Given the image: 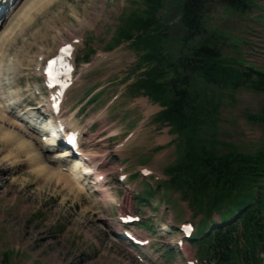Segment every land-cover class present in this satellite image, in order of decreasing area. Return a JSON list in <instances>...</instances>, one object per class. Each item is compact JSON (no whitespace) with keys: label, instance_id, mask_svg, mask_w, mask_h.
Masks as SVG:
<instances>
[{"label":"rangeland","instance_id":"374dc122","mask_svg":"<svg viewBox=\"0 0 264 264\" xmlns=\"http://www.w3.org/2000/svg\"><path fill=\"white\" fill-rule=\"evenodd\" d=\"M185 1L162 0L155 14L163 28L155 30L160 56L175 64L209 39L226 62L264 71V0H248L246 11L211 3L204 32L187 42L181 24ZM147 8L143 0H31L0 20V264H206L183 235L196 234L201 216L171 186L167 171L181 160L184 144L170 126L156 121L163 108L132 87L154 64L144 62L145 51L131 41L109 49L121 32L142 34L128 19L145 18ZM65 45L73 54L74 80L60 117L80 134V147L100 161L99 171L94 166L91 176L74 181L66 171L54 172L53 152L27 127L40 114L51 124L48 111L22 117L28 106L52 98L44 69ZM164 69L169 80L174 73L166 64ZM193 90L219 104L218 151L250 153L264 146V93L202 81ZM2 93L17 106H7ZM54 120L57 125L59 118ZM201 138L211 141L209 127ZM144 169L154 175H140ZM124 215L135 222L132 228L121 225ZM129 234L140 244L127 240Z\"/></svg>","mask_w":264,"mask_h":264},{"label":"trees","instance_id":"16d2710c","mask_svg":"<svg viewBox=\"0 0 264 264\" xmlns=\"http://www.w3.org/2000/svg\"><path fill=\"white\" fill-rule=\"evenodd\" d=\"M143 1L148 6L147 16L133 14L128 19L129 27L142 34L134 38L121 32L109 49L120 45L123 39L131 41V46L145 51L144 62L154 64L145 79L132 87L137 93L144 91L163 108L156 121L170 126L184 144L181 160L168 173L174 178L171 186L181 192L194 215L201 216L189 243L206 264H264V146L250 153L234 148L218 151L214 135L219 104L193 90L202 81L217 88L264 93V71L226 62L209 39L189 48L173 64L160 56L156 46L159 36L155 30L161 32L163 28L155 14L162 0ZM216 2L235 10L249 9L248 0H186L181 16L186 42L204 32L207 8ZM165 64L174 73L169 80L164 78ZM261 119L264 122V116ZM206 127L210 129L211 141L201 138Z\"/></svg>","mask_w":264,"mask_h":264},{"label":"bare ground","instance_id":"6f19581e","mask_svg":"<svg viewBox=\"0 0 264 264\" xmlns=\"http://www.w3.org/2000/svg\"><path fill=\"white\" fill-rule=\"evenodd\" d=\"M31 0H11V4H10V9H9V13H7V14H5V16H2V12H0V20L2 21V20H4V18H6V19H8L9 17H10V15L11 14H13L14 12H19V11H21L23 8H26L27 7V5H28V3L30 2ZM5 2L6 3H8L9 4V0H5ZM5 19V20H6ZM6 35V34H5ZM4 35V36H5ZM65 54H67L68 56H69V54H70V52L68 51L67 53H65ZM70 60H71V62H70V64H68V66L70 67V68H72L73 67V65H74V58H73V55L71 54L70 55ZM13 65V64H12ZM43 72V71H42ZM70 80H72L73 79V76L71 75V77L69 78ZM64 84V83H63ZM1 91H2V89H0ZM2 97H4V99H6V100H8L9 99V102L7 103V106H13V105H16L15 104V100L13 99V98H11V97H7V96H5V94L4 93H2ZM4 105V104H3ZM45 105L44 104H41V103H39V105H38V107H34V106H28L26 109H27V112H37V113H39V111H40V109L42 108V107H44ZM49 107H50V105H48ZM26 112V113H27ZM25 113V114H26ZM42 113V112H41ZM53 113V112H52ZM44 114V113H43ZM0 115L1 116H3V112L0 110ZM42 114H40L39 115V118L37 119V120H34L33 121V119H31L30 121L32 122V123H30L31 125L30 126H32V124H34L32 127H35L34 129H35V131H37V130H39V131H47L49 134L48 135H40L39 137L41 138V141H39V143L41 144V145H43L42 147H44V145L45 146H47V148H52V147H54V146H56L57 145V130H58V125H56V123H54L55 121H53V119L49 122V123H51V124H48V123H46V122H43L42 121ZM44 116V115H43ZM71 116V115H70ZM73 117H74V115H73ZM3 118V117H2ZM4 119V118H3ZM30 119V118H29ZM62 123H61V125H62V127H65L66 128V131H65V133H66V136L67 137H69L70 135H71V132H70V127H68L67 126V123H65L66 121H61ZM70 126V125H69ZM23 127H25L26 128V126H23ZM75 132H77L76 130H73V134H72V137H74L75 138V140H77L76 139V137H77V135L76 134H74ZM117 132V131H116ZM118 134V132L116 133V134H112V135H117ZM80 135V134H79ZM78 138V137H77ZM69 139V138H68ZM67 139V140H68ZM40 140V139H39ZM60 144V143H59ZM65 146L67 147V145L65 144ZM66 147L65 148H63L62 150H57V151H55L54 153H53V155H52V160H51V162H53V163H56V166H55V169H54V172H56L57 174H60V176H63V174H64V171H66V172H68L69 174H71V180H73L74 181V178H77V180L80 178V175H86V177H89V176H91V171L90 170H92L91 168H88L87 167V164H85V163H87L88 162V159H85V158H87L88 157V155L90 156V158L94 161L93 163H95V165L97 166L98 164V157L96 156V155H94V153H91V154H88L87 153V151H84L83 149H80V150H78V152H80V154H79V156L82 158V159H84L83 161H85V163H83V162H79L80 161V159H72V161H71V164L70 165H67L68 167L65 169L64 168V166H62V161H63V159L64 158H72L71 156H70V154H69V152L68 151H66L65 149H66ZM90 152V151H89ZM82 154V155H81ZM88 154V155H87ZM38 161L39 162H41V164H45V162H44V160H43V158L42 157H39L38 158ZM96 161V162H95ZM48 162H50V161H48ZM100 162V161H99ZM61 165H60V164ZM80 164H83L81 167H80ZM79 165V166H78ZM82 168L83 169V171H82V173L80 172V168ZM98 167V166H97ZM90 169V170H89ZM68 174V175H69ZM66 176V175H65ZM70 176V175H69ZM104 175H102V177H103ZM77 180H75V181H77ZM79 183V182H78ZM78 188H79V190L80 191H85L84 190V188H83V186L82 185H80V184H78Z\"/></svg>","mask_w":264,"mask_h":264},{"label":"snow or ice","instance_id":"6c2138e0","mask_svg":"<svg viewBox=\"0 0 264 264\" xmlns=\"http://www.w3.org/2000/svg\"><path fill=\"white\" fill-rule=\"evenodd\" d=\"M11 0H9V3ZM8 7V3L5 2V0H0V12H3ZM61 51L67 53L69 51L68 48L61 49ZM56 63V61H52L49 63L48 67V76H49V85L52 86V83L57 80V71L53 67V65ZM65 68H68L67 65H64ZM70 71V68H68Z\"/></svg>","mask_w":264,"mask_h":264},{"label":"crops","instance_id":"0c3cea01","mask_svg":"<svg viewBox=\"0 0 264 264\" xmlns=\"http://www.w3.org/2000/svg\"><path fill=\"white\" fill-rule=\"evenodd\" d=\"M152 113H154L153 110H150V109H149V111H148V115H149V114L151 115ZM155 113H157V112H155ZM150 115H149V116H150ZM149 116H148V117H149ZM168 143L170 144V143H172V141H170V142H168ZM168 169H169V168H168ZM168 169H167V171H168ZM149 171H150V170H149ZM151 172H152V171H151ZM152 173H154V171H153Z\"/></svg>","mask_w":264,"mask_h":264}]
</instances>
